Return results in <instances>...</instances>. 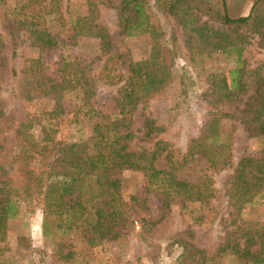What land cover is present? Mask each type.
I'll list each match as a JSON object with an SVG mask.
<instances>
[{"label":"rangeland","instance_id":"374dc122","mask_svg":"<svg viewBox=\"0 0 264 264\" xmlns=\"http://www.w3.org/2000/svg\"><path fill=\"white\" fill-rule=\"evenodd\" d=\"M121 1L0 0V166L6 171L4 177L11 187L21 182L14 162L20 146L15 129L51 104L45 98L28 101L23 96L27 68L34 66V61L43 75L56 77L59 60L67 55L88 73V98L77 92L61 103L64 112L55 134L62 141H81L88 139L93 119H86L80 112L73 116L76 105L102 114L116 111L120 83L104 82L99 78L100 70L105 67L125 75L129 60L153 57L149 66L161 63L173 72H185L177 81L170 76L159 91L129 109L133 122L130 130L137 137L145 117L160 128L147 140L133 138L129 149L160 139L167 142L173 155H179L200 134L215 108L231 111L218 128L221 140L228 142L221 155L223 158L228 153L224 167L208 168L205 158L195 155L186 157L176 171L179 178L191 183H199L208 175L214 195L202 202L186 203L185 209L173 202L162 215L161 193L147 190L139 173L116 172L113 177L121 180L120 198L126 207L123 221L114 227L118 230L116 238L91 245L73 231L42 237V196L32 195L30 207L5 222L0 234V264H251L229 254L216 256L215 251L232 227L225 182L241 156L260 157L264 145V134L249 135L244 125L245 119H252V109L261 99L258 92L264 87V0L256 5L252 18L240 25H226L215 18L216 0H141L149 31L130 36L119 32L115 7ZM225 1L228 15L235 17L247 15L254 0ZM66 16L78 17L77 22L84 27L92 23L101 26L108 44L100 49L95 38L72 32L64 25ZM28 22L58 37L57 46L43 48L31 43ZM235 66L241 68L244 89L227 105L220 101L224 91L218 81L222 76L229 86V71ZM179 83L185 86L187 97L178 95ZM38 130V124L28 130L32 139H36ZM55 149L37 158L36 163L46 171ZM132 194L143 200V208L138 203L129 204ZM259 216L264 219V208ZM157 219L155 224L148 223ZM183 244L191 246V255L185 259L180 256ZM58 253H71V258L63 259Z\"/></svg>","mask_w":264,"mask_h":264},{"label":"trees","instance_id":"16d2710c","mask_svg":"<svg viewBox=\"0 0 264 264\" xmlns=\"http://www.w3.org/2000/svg\"><path fill=\"white\" fill-rule=\"evenodd\" d=\"M260 2L254 0L247 15L230 17L226 1L216 0L218 12L215 18L226 25L245 24L252 18ZM115 9L121 34L130 36L149 31L141 0H122ZM77 18L66 16L64 25L71 27L72 32H82L95 38L100 49L108 44L107 34L101 26L92 23L84 27L77 22ZM35 25L33 22L26 24L31 43L43 48L56 47L58 37L45 29H37ZM153 60V57L143 61L129 60L125 75L116 74L105 67L100 70L99 78L104 82L120 83L116 111L102 114L76 105L73 116L80 112L86 119H93L88 139L81 141H62L55 134L58 131L57 122L64 112L61 103L77 92L88 98L91 89L88 73L78 62H74L73 57L67 55L59 60L56 77L43 75L37 61L27 68L24 98L28 101L45 98L51 104L47 110L33 113L15 129L20 146L14 153V162L21 182L11 187L9 179L4 177L6 171L0 166V234L6 220L25 212L30 207V197L37 194L42 196L43 202L42 237H53L55 232L73 231L79 232V236L90 245L98 244L102 239L116 238L118 230L114 227L123 221L126 209L124 200L120 198L121 180L113 177L121 170L139 173L147 190L161 193L162 215L173 202L185 209L186 203L202 202L214 195L208 175H204L199 183H191L179 178L176 171L186 157L195 155L203 156L208 168L224 167L228 153L223 158L221 155L228 142L221 140L218 128L221 119L231 116V111L215 108L200 134L191 139L179 155H173L167 142L160 139H155L149 145L138 143L136 149H129V143L137 137L130 130L133 122L128 115L129 109L146 95L159 91L170 76V80H180L185 72L177 70L174 73L168 65L161 63L156 67L149 66L148 62ZM240 69V66H235L229 71V86L222 76L218 81V87L224 91L220 101L227 105L244 89ZM178 95L187 97L182 84L179 85ZM258 95L261 99L252 109V119L244 120L249 135L264 134V87ZM249 121L254 123L250 125ZM34 124L39 125L36 139H32L28 132ZM159 129L151 118L145 117L137 140H147L156 135ZM54 147L49 171H46L36 163L37 158ZM261 151L260 157L241 156L225 182L227 203L232 208L229 220L232 227L225 232L223 241L216 248V256L229 254L241 263L264 264V219L259 216L264 208V145ZM128 201L129 204L134 202L140 208L144 207L143 200L133 194L128 196ZM157 221L148 223L152 225ZM189 247L187 244L181 246L180 256L183 259L191 255ZM197 251L200 253L199 249ZM60 257L69 259L71 253Z\"/></svg>","mask_w":264,"mask_h":264}]
</instances>
